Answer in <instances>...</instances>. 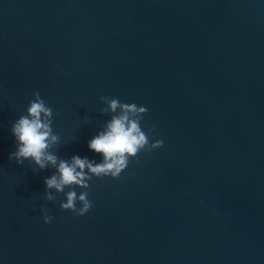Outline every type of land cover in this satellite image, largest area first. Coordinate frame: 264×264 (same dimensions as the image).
<instances>
[{
	"label": "water",
	"instance_id": "1",
	"mask_svg": "<svg viewBox=\"0 0 264 264\" xmlns=\"http://www.w3.org/2000/svg\"><path fill=\"white\" fill-rule=\"evenodd\" d=\"M34 91L61 159L102 160L100 96L163 144L61 209L9 159ZM0 264H264V0H0Z\"/></svg>",
	"mask_w": 264,
	"mask_h": 264
},
{
	"label": "clouds",
	"instance_id": "2",
	"mask_svg": "<svg viewBox=\"0 0 264 264\" xmlns=\"http://www.w3.org/2000/svg\"><path fill=\"white\" fill-rule=\"evenodd\" d=\"M26 108V114H21L11 126V133L16 141L15 151L9 153V159H15L22 165L25 159L33 162L38 169L53 168L50 177L44 178L46 200L54 201L56 197L50 189L64 192L65 201L60 208L70 210L77 215H84L92 206L88 192L79 194L74 186L88 189L93 176H111L119 178L120 173L127 168L130 158H137L141 151L150 152L161 147L160 139L149 141V135L155 126L145 132L140 121L148 110L135 103H122L117 97L100 96V101L106 106L100 108L101 114L112 113L110 119L89 141L88 148L102 156L97 163L87 157L73 155L70 159L59 158L52 148L60 143L58 134L52 128L54 110L40 96L39 92L32 93ZM77 201L80 207H76ZM45 223L52 219L49 215L43 217Z\"/></svg>",
	"mask_w": 264,
	"mask_h": 264
}]
</instances>
